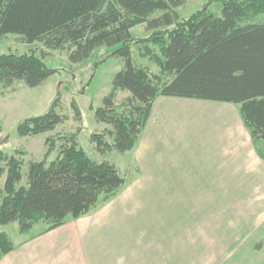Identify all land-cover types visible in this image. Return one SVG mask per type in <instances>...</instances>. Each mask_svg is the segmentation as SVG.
Masks as SVG:
<instances>
[{
	"label": "trees",
	"instance_id": "1",
	"mask_svg": "<svg viewBox=\"0 0 264 264\" xmlns=\"http://www.w3.org/2000/svg\"><path fill=\"white\" fill-rule=\"evenodd\" d=\"M218 1L219 18L205 8L179 20L175 10L185 0H0V43L14 35L21 44L40 43L64 52L73 64L107 48L112 50L109 58L124 62L103 107L96 110L98 123L111 127L91 137L102 156L133 151L156 100L174 97L238 106L264 162V0ZM158 13L163 15L152 19ZM142 24L174 27L133 42L130 30ZM133 45L141 57L158 66L159 73L137 65ZM44 59L35 53L1 55L0 89L17 83L30 89L42 86L57 74ZM118 93L130 95L120 107L115 105ZM59 104L58 99L46 114L25 119L18 136L35 137L63 125L68 118ZM71 106L75 121L81 122L79 107ZM79 131L49 138L45 158L30 162L25 185L22 169L27 153L0 151V179L5 177L0 187V261L15 249L3 227L17 223L20 234L29 235L36 226L46 225L43 233H48L91 214L123 191L126 177L115 165L90 158L80 146ZM108 136L112 144L106 141Z\"/></svg>",
	"mask_w": 264,
	"mask_h": 264
},
{
	"label": "crops",
	"instance_id": "2",
	"mask_svg": "<svg viewBox=\"0 0 264 264\" xmlns=\"http://www.w3.org/2000/svg\"><path fill=\"white\" fill-rule=\"evenodd\" d=\"M249 137L233 104L158 98L119 196L0 264H231L264 227L249 204L264 189Z\"/></svg>",
	"mask_w": 264,
	"mask_h": 264
},
{
	"label": "rangeland",
	"instance_id": "3",
	"mask_svg": "<svg viewBox=\"0 0 264 264\" xmlns=\"http://www.w3.org/2000/svg\"><path fill=\"white\" fill-rule=\"evenodd\" d=\"M205 8L209 9L215 17H221L222 5L218 0H185L183 6L176 9L175 13L179 20H183ZM162 15L163 13H158L152 19L160 18ZM173 27L153 28L150 25L142 24L131 29L130 36L133 42H138L148 39L157 32L171 30ZM132 51L133 59L137 65L148 69L154 74L160 72L154 62L141 57L140 49L137 45L132 46ZM111 52V49L100 48L88 60L73 64L64 52L48 50L40 43L33 45L21 44L18 41V37L14 35H9L0 43V56L8 53H35L39 57L42 58L43 56L45 58L44 62L48 67L57 70V74L38 88L30 89L22 83H17L13 88L0 89V124L2 126L0 151L12 154L17 149H22L27 153L25 157L26 163L22 169L23 185L27 182L30 162H39L45 158L48 151L47 140L49 138L68 136L78 132L79 129L78 141L86 154L97 162L107 161L115 165L121 174L131 181L130 175L132 174L129 171L131 155L113 152L102 156L91 140L93 133H102L107 129H111L110 126L98 123L96 119V110L103 107V100L112 91V81L115 75L124 67L123 61L109 58ZM96 64L100 65L95 70ZM129 97V93H118L115 99L116 107H120ZM58 99L60 101V111L68 118V121L51 133L35 137L22 138L18 136V126L25 119L46 114ZM73 103L79 107L82 113L81 122H77L74 119V110L71 106ZM233 106L238 112V106L234 104ZM248 135L250 136L249 132ZM249 140L252 142L250 137ZM106 141L109 144L113 143V139L110 136L106 138ZM56 156L57 152L53 153L49 158L50 161L55 159ZM256 156L257 158L259 157L258 155ZM259 158L257 159L258 161ZM252 165H254L253 162ZM4 182L5 177L0 179L1 188H3ZM260 190L258 193L249 194L250 205L257 204L264 207V189ZM46 228V225H38L29 235H21L18 224L12 223L3 227L2 231L10 237L16 246V244L29 238H36V235L42 234ZM259 244L262 249H255ZM235 263L264 264V227L250 239L240 255L231 262V264Z\"/></svg>",
	"mask_w": 264,
	"mask_h": 264
},
{
	"label": "bare ground",
	"instance_id": "4",
	"mask_svg": "<svg viewBox=\"0 0 264 264\" xmlns=\"http://www.w3.org/2000/svg\"><path fill=\"white\" fill-rule=\"evenodd\" d=\"M186 110V109H185Z\"/></svg>",
	"mask_w": 264,
	"mask_h": 264
}]
</instances>
